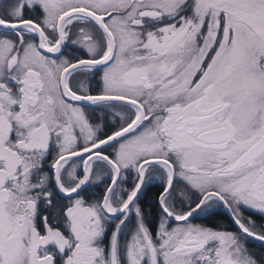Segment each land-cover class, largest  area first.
<instances>
[{"label": "snow or ice", "instance_id": "obj_1", "mask_svg": "<svg viewBox=\"0 0 264 264\" xmlns=\"http://www.w3.org/2000/svg\"><path fill=\"white\" fill-rule=\"evenodd\" d=\"M0 264H264V0H0Z\"/></svg>", "mask_w": 264, "mask_h": 264}, {"label": "trees", "instance_id": "obj_2", "mask_svg": "<svg viewBox=\"0 0 264 264\" xmlns=\"http://www.w3.org/2000/svg\"><path fill=\"white\" fill-rule=\"evenodd\" d=\"M194 222H198V223H208L209 221L208 220H197V221H194Z\"/></svg>", "mask_w": 264, "mask_h": 264}]
</instances>
